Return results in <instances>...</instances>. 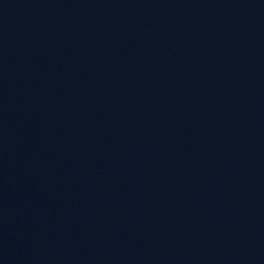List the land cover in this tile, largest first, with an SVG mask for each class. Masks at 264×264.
Instances as JSON below:
<instances>
[{
	"label": "water",
	"instance_id": "obj_1",
	"mask_svg": "<svg viewBox=\"0 0 264 264\" xmlns=\"http://www.w3.org/2000/svg\"><path fill=\"white\" fill-rule=\"evenodd\" d=\"M0 264H264V0H0Z\"/></svg>",
	"mask_w": 264,
	"mask_h": 264
}]
</instances>
